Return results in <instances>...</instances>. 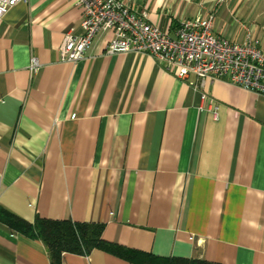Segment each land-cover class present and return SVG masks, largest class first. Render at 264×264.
Wrapping results in <instances>:
<instances>
[{"label": "crops", "instance_id": "0c3cea01", "mask_svg": "<svg viewBox=\"0 0 264 264\" xmlns=\"http://www.w3.org/2000/svg\"><path fill=\"white\" fill-rule=\"evenodd\" d=\"M131 5L171 36L212 14L214 35L264 51V0ZM80 21L76 0L21 1L0 20V208L30 223L102 224L105 242L157 258L264 264V94L194 85L149 54H106V31L63 62V36ZM141 257L93 249L60 264ZM0 264L51 263L40 239L0 220Z\"/></svg>", "mask_w": 264, "mask_h": 264}, {"label": "built area", "instance_id": "2783aa9c", "mask_svg": "<svg viewBox=\"0 0 264 264\" xmlns=\"http://www.w3.org/2000/svg\"><path fill=\"white\" fill-rule=\"evenodd\" d=\"M21 1L25 0H0V20ZM131 1L76 0L81 9V33L70 29L64 34L60 60L81 59L96 34L106 31L110 34L106 54H149L180 79L194 76V85L204 79H219L264 94V51L249 37L242 42H230L214 35L212 14L183 19L171 36L149 22L144 13H137ZM27 68L30 73L39 68L36 57H30Z\"/></svg>", "mask_w": 264, "mask_h": 264}, {"label": "trees", "instance_id": "16d2710c", "mask_svg": "<svg viewBox=\"0 0 264 264\" xmlns=\"http://www.w3.org/2000/svg\"><path fill=\"white\" fill-rule=\"evenodd\" d=\"M0 220L29 238L40 239L45 245L51 264H60L63 252L87 255L93 249H103L126 260H133L142 256L143 259L140 260L142 264H151L153 261L163 264H221L194 258H157L153 255L140 254L135 250L107 243L101 238L102 224L41 217H36L34 222L30 223L3 208H0Z\"/></svg>", "mask_w": 264, "mask_h": 264}]
</instances>
